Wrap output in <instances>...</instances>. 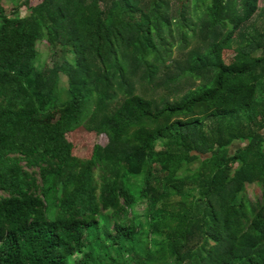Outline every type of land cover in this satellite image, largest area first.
Listing matches in <instances>:
<instances>
[{"label":"trees","instance_id":"16d2710c","mask_svg":"<svg viewBox=\"0 0 264 264\" xmlns=\"http://www.w3.org/2000/svg\"><path fill=\"white\" fill-rule=\"evenodd\" d=\"M0 264H264L260 0H0Z\"/></svg>","mask_w":264,"mask_h":264},{"label":"rangeland","instance_id":"374dc122","mask_svg":"<svg viewBox=\"0 0 264 264\" xmlns=\"http://www.w3.org/2000/svg\"><path fill=\"white\" fill-rule=\"evenodd\" d=\"M260 4L262 6H264V0H260ZM26 13H23V15H25ZM37 48H38V51H39V64H42L45 60H50L51 58V52L49 51V49L47 48V46L45 45V42H39L38 45H37ZM88 139V142H85L83 141V149L85 150H89L91 149V146L93 144V141H94V137H90V138H87ZM239 146H243V144L241 143H235L231 150L232 152L235 151L236 148H238ZM249 192V197L251 198V200H255L257 198L260 197V194L261 193V187L260 186H253L251 188H249L248 190ZM143 206H145L144 204L142 205H139L138 208H139V211L142 212V209H143Z\"/></svg>","mask_w":264,"mask_h":264}]
</instances>
